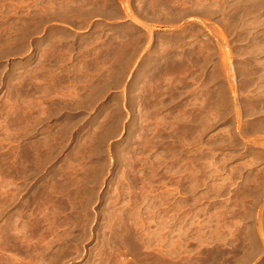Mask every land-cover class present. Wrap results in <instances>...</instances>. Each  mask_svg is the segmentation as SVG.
<instances>
[{"label": "rangeland", "instance_id": "1", "mask_svg": "<svg viewBox=\"0 0 264 264\" xmlns=\"http://www.w3.org/2000/svg\"><path fill=\"white\" fill-rule=\"evenodd\" d=\"M0 264H264V0H0Z\"/></svg>", "mask_w": 264, "mask_h": 264}, {"label": "crops", "instance_id": "2", "mask_svg": "<svg viewBox=\"0 0 264 264\" xmlns=\"http://www.w3.org/2000/svg\"><path fill=\"white\" fill-rule=\"evenodd\" d=\"M135 38H132L131 41H127L126 42V46L128 48H126V50H131L132 48H134L136 46V41H135ZM83 39H91V36L90 35H87L85 37H83ZM69 41H72V40H69ZM87 44H93V40L90 41H86ZM78 44H81V43H78ZM94 46H88V49H92ZM88 66H90L92 69H93V64L90 63L88 64ZM93 71H90V72H87V74H90L92 75ZM104 95V91L100 90V89H96V90H91L87 96L85 97L84 101H87L86 103H83L84 105H88V106H92V105H99L97 103H91L93 100H99L102 96ZM104 101V100H103Z\"/></svg>", "mask_w": 264, "mask_h": 264}, {"label": "bare ground", "instance_id": "3", "mask_svg": "<svg viewBox=\"0 0 264 264\" xmlns=\"http://www.w3.org/2000/svg\"><path fill=\"white\" fill-rule=\"evenodd\" d=\"M154 63H152V65H151L152 67L155 66ZM16 69H17V65H14L13 72L10 74L8 83H11V82H13L16 79V71H17ZM141 81H142L141 75H139V77L136 79V84L140 83ZM17 92L19 93V91H17Z\"/></svg>", "mask_w": 264, "mask_h": 264}]
</instances>
